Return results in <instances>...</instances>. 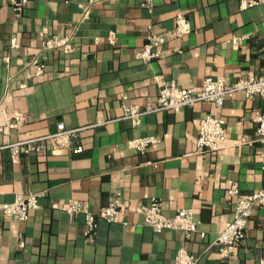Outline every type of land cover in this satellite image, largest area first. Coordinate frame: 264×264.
<instances>
[{
	"label": "crops",
	"instance_id": "1",
	"mask_svg": "<svg viewBox=\"0 0 264 264\" xmlns=\"http://www.w3.org/2000/svg\"><path fill=\"white\" fill-rule=\"evenodd\" d=\"M240 1L155 0L146 8L137 0H30L17 18L0 0V205L19 194L40 195L27 220L0 210V264H174L181 246L199 256L198 264H260L264 206L254 207L235 253L225 255L215 241L235 208L230 185L237 182L245 194L264 189V142L253 119L264 111V96L225 100L216 114L228 138L212 153L195 151L200 119L212 103L144 113L139 123L124 116L126 105L143 110L156 103L159 75L184 87L210 75L229 81L263 75L264 8L242 11ZM178 12L190 33L169 37L159 59L140 60L149 34L174 30ZM56 35L71 37L73 50L44 49ZM34 57L45 61L43 74L29 64ZM18 115V126L9 125ZM59 122L81 128L74 138L81 152L50 145L11 159L8 144L57 132ZM144 135L160 142L144 153L129 148ZM116 196L128 224L97 217L91 238L84 213L56 207L79 199L98 212ZM152 198L163 200L168 216L192 208L197 232L157 233L144 224L143 207Z\"/></svg>",
	"mask_w": 264,
	"mask_h": 264
},
{
	"label": "built area",
	"instance_id": "2",
	"mask_svg": "<svg viewBox=\"0 0 264 264\" xmlns=\"http://www.w3.org/2000/svg\"><path fill=\"white\" fill-rule=\"evenodd\" d=\"M30 0H8L12 6L15 17L19 18L25 12ZM142 6L152 8L155 0H137ZM261 5L264 8V0H241L240 10H245ZM84 7L85 15L89 9ZM175 29L168 33H151L149 39L137 52L140 60L150 61L159 59L164 56L163 45L169 37L183 36L191 31V24L182 12H178L175 16ZM240 38H234L233 43L240 42ZM113 41V40H112ZM11 45L13 48L19 47L16 36H12ZM62 49L65 52L73 50L72 39L69 36L61 37L59 35L52 36L44 43V49ZM35 69L36 74H43L46 69V63L39 57H34L29 62ZM155 82L159 87V95L155 104L141 110L137 106L126 105L124 107V116L134 119L139 123L140 117L144 113L155 112L160 110L180 111L185 106H194L197 102L212 103L211 111L204 115L200 120L199 134L196 143V152L199 154L212 153L221 150L227 140V129L222 118L216 112L221 110L225 105L228 97H235L241 94L244 98L252 99L256 95L264 96V74L261 76H251L229 81L223 76L210 75L204 79L201 85H193L190 87L181 86L175 80H167L163 75L155 77ZM22 119V115L15 117L9 125L18 126ZM256 122V136L259 142H264V111L256 112L254 118ZM81 128L69 129L63 122L58 123L57 132L43 135L42 137L29 138L8 144L11 152V159L14 162L25 153L40 154L50 145H63L72 150L73 153L81 152L83 146L75 144L74 138ZM160 142V139L153 135H144V137L132 138L128 145L130 149L138 153H144L153 148ZM264 165V158L262 160ZM229 196L235 197V208L225 228L217 234L215 244L219 245L225 255L235 253L238 245L246 238V228L248 220L253 214L256 205L264 206V189L242 193L237 182L232 183L228 190ZM40 195L30 193L26 195L19 194L13 201L9 203H1L0 210L6 217H14L19 220H27L33 211L40 207ZM56 207L66 210L71 215L84 213L87 225L86 235L91 238L98 227L97 217H101L106 221L121 222L125 225L128 222L125 219L127 207L121 196L114 197L111 202L101 207L100 211H92L87 202L79 199H71L56 204ZM144 224L151 226L155 232L160 233L164 229L182 231L186 235L197 232L199 222L196 220L195 211L192 208H181L175 215L168 216L164 212L163 200L152 198L150 203L143 207ZM174 264H198L199 256L190 252L185 246L176 253ZM260 264H264V258Z\"/></svg>",
	"mask_w": 264,
	"mask_h": 264
}]
</instances>
